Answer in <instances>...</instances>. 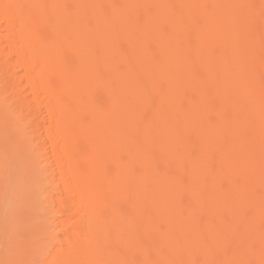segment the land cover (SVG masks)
Masks as SVG:
<instances>
[{
  "label": "bare ground",
  "instance_id": "6f19581e",
  "mask_svg": "<svg viewBox=\"0 0 264 264\" xmlns=\"http://www.w3.org/2000/svg\"><path fill=\"white\" fill-rule=\"evenodd\" d=\"M0 264H264V0H0Z\"/></svg>",
  "mask_w": 264,
  "mask_h": 264
}]
</instances>
